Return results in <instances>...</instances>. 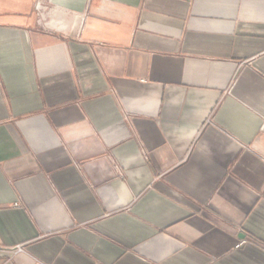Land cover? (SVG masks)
Masks as SVG:
<instances>
[{"label": "crops", "instance_id": "crops-1", "mask_svg": "<svg viewBox=\"0 0 264 264\" xmlns=\"http://www.w3.org/2000/svg\"><path fill=\"white\" fill-rule=\"evenodd\" d=\"M0 264H264V0H0Z\"/></svg>", "mask_w": 264, "mask_h": 264}]
</instances>
